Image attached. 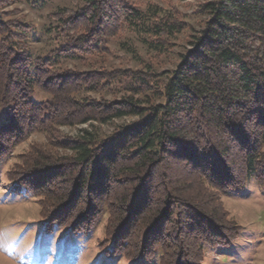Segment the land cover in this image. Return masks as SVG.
I'll list each match as a JSON object with an SVG mask.
<instances>
[{"label":"trees","instance_id":"1","mask_svg":"<svg viewBox=\"0 0 264 264\" xmlns=\"http://www.w3.org/2000/svg\"><path fill=\"white\" fill-rule=\"evenodd\" d=\"M16 2L0 0V163L31 132L44 135L6 172L13 192L37 199L43 232L89 237L105 218L98 249L133 264H203L232 245L242 226L222 197L252 177L264 189V0L205 2L199 29L173 6L72 0L48 13L57 46L37 58ZM184 32L189 49L168 71L133 38L119 54L141 67L102 65L126 33L160 57ZM121 118L131 120L100 132Z\"/></svg>","mask_w":264,"mask_h":264},{"label":"rangeland","instance_id":"2","mask_svg":"<svg viewBox=\"0 0 264 264\" xmlns=\"http://www.w3.org/2000/svg\"><path fill=\"white\" fill-rule=\"evenodd\" d=\"M143 4L152 2L163 8L175 7L184 17V21L199 29L204 18L195 15L200 5L214 0H139ZM72 0H17L13 8L16 16L29 24L32 30L28 34V50L32 57H42L57 46L50 35L45 32L48 23L47 15L58 7H70ZM133 38V43L142 54L143 60L152 59L160 71H168L174 67L178 55L189 49L188 32L178 34L172 39L171 53L156 57L147 53L145 46L134 35L126 33L117 41L108 42L111 52L102 65L108 67H141L132 54H125L129 60H124L119 54V42ZM101 65V64H100ZM67 68L84 66L73 62L64 64ZM95 66V65H94ZM97 66V64H96ZM88 96L99 98L100 93H88ZM107 100L118 99L105 93ZM46 95L36 91V101H41ZM130 118L115 119L110 123L99 125L102 134H108L113 127L127 123ZM61 127L64 134L77 135L81 128ZM41 133L31 132L22 143L13 148L8 157L0 163V264H133L124 258L110 259L103 256L97 242L103 237L105 218L100 221L97 229L89 236L80 239L73 238L64 230L45 234L40 217L37 199L31 196L16 194L12 184L7 180L6 172L19 156L24 154L34 142H44ZM224 209L230 217L242 226V232L237 240L227 248L209 251L203 264H264V189L260 188L254 177L248 179L245 190L240 194H229L222 197ZM73 211V209H70ZM46 218H48L46 216Z\"/></svg>","mask_w":264,"mask_h":264}]
</instances>
